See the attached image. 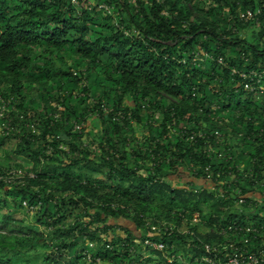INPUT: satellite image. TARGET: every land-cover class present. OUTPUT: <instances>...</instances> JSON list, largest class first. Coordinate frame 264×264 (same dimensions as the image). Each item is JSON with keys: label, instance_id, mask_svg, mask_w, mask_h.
I'll return each mask as SVG.
<instances>
[{"label": "trees", "instance_id": "16d2710c", "mask_svg": "<svg viewBox=\"0 0 264 264\" xmlns=\"http://www.w3.org/2000/svg\"><path fill=\"white\" fill-rule=\"evenodd\" d=\"M263 4L0 0V98L13 127L0 137V206L33 207L45 230L0 226V264H27L37 248L48 251L39 264L264 254V92L231 73L264 69V25L239 20ZM184 174L202 184L179 185Z\"/></svg>", "mask_w": 264, "mask_h": 264}, {"label": "built area", "instance_id": "2783aa9c", "mask_svg": "<svg viewBox=\"0 0 264 264\" xmlns=\"http://www.w3.org/2000/svg\"><path fill=\"white\" fill-rule=\"evenodd\" d=\"M70 1L72 4H75V5H78V2H79V0H70ZM87 3H91V2L89 1ZM97 8L106 14H111L112 12V8L106 4H99L97 5ZM239 20L243 22H253L257 27L261 24V22L264 25V4L261 7L256 8L255 10H246V11L240 12ZM218 63L221 64L222 61L218 59ZM231 73L233 75L238 76V78L240 79V84L242 85L245 91L254 93L255 95L262 94L264 92V81H263L264 69H261L259 71L250 69L246 72L244 71L239 72L233 68L231 70ZM9 105L10 104L8 102H5L2 98H0V119L5 121L0 125V137L7 136L9 132L13 130V127L8 119V112L10 108ZM60 109L61 108L58 106V110ZM19 117L20 119L22 118V116H19ZM55 117H58V114H55ZM26 126L30 128L32 134L37 133L38 130L36 128L35 123H31ZM76 128L80 129L81 126H76ZM207 179H209V176H207ZM209 185H210V188L213 187L211 184ZM243 202L244 200L242 198L238 200V204H242ZM33 209H34L33 207H29V211L32 212ZM196 217L197 215L194 216V219H193L194 221L197 220ZM226 230L228 231L235 230L238 232H241L243 230H245L246 232L256 231L255 228H251V227L243 228L239 226H227ZM221 231L224 232L225 230L222 229ZM245 243H247V239L244 240V244ZM143 244L144 246L149 247L150 249L155 250V251H162L164 249V245L162 243L153 242L149 239L144 240ZM205 249L207 251L209 250V247L205 245ZM204 261L212 264L207 258H204ZM96 262H98V259L96 260ZM166 262L170 263L171 259L166 258ZM218 264H264V254L262 253L256 254L254 252L242 250L241 253L231 255L227 257L225 261L219 262Z\"/></svg>", "mask_w": 264, "mask_h": 264}, {"label": "rangeland", "instance_id": "374dc122", "mask_svg": "<svg viewBox=\"0 0 264 264\" xmlns=\"http://www.w3.org/2000/svg\"><path fill=\"white\" fill-rule=\"evenodd\" d=\"M86 119H87L86 125L88 126V129H91L94 121L92 120L91 116H87ZM81 127H84V125ZM12 147L13 146L11 145L9 148ZM63 147H65L64 144ZM0 158H1L0 164H3L4 153L2 151H0ZM18 160L25 167H29L31 165L30 162H28L27 160H23L21 158H19ZM189 181H193L196 185L202 184L201 181H195L194 179L190 180V178L189 177L187 178L186 175L184 174V177L181 179L179 185H181V183L183 182L185 183ZM205 186L207 187V184H205ZM3 215L10 217V220H6L5 223H3V219H2ZM0 226L3 232L14 235H27L33 232H40V231L45 232L43 227L32 215L31 211L13 207L9 198L7 199V203L5 206H0ZM201 229L203 230V227H201ZM47 252H48L47 249L37 248L35 252L25 254L21 258V260L23 261L25 260L26 262L28 261L27 264H39L40 261L43 259V254H47Z\"/></svg>", "mask_w": 264, "mask_h": 264}]
</instances>
